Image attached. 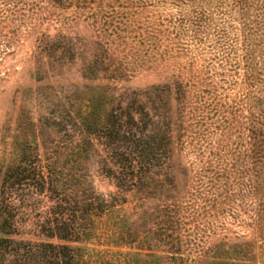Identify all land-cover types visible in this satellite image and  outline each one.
Instances as JSON below:
<instances>
[{"label": "rangeland", "instance_id": "obj_1", "mask_svg": "<svg viewBox=\"0 0 264 264\" xmlns=\"http://www.w3.org/2000/svg\"><path fill=\"white\" fill-rule=\"evenodd\" d=\"M62 2L0 0V202L4 177L21 184L2 206L18 238L47 241L55 200L93 192L113 209L88 233L91 264L152 236L181 237L187 264H264V0ZM141 105L173 134L170 159L164 135L122 174L93 132L76 161L84 119L129 123Z\"/></svg>", "mask_w": 264, "mask_h": 264}, {"label": "trees", "instance_id": "obj_2", "mask_svg": "<svg viewBox=\"0 0 264 264\" xmlns=\"http://www.w3.org/2000/svg\"><path fill=\"white\" fill-rule=\"evenodd\" d=\"M51 1L57 5L63 3L62 0ZM128 117L129 123H122L105 109L98 117L84 119L79 128V139L74 147L73 155L76 161L85 158L89 135L98 132L108 142L109 149L113 152L111 155L119 160L117 167L122 174L136 164V161L140 168L143 164L152 163L163 145L161 138L165 134L162 128L154 122L148 109L142 105L135 112L128 114ZM168 133L167 136L165 135V143L167 142L166 146L170 148L173 145V134L170 131ZM122 140L127 143L125 149L123 146L122 148L117 146ZM168 148L165 150V155L170 159L173 150ZM131 158L135 160L129 161ZM138 166H134L136 170L139 169ZM8 183L9 180L4 177L1 183L2 201L0 202V264H91L90 252H96L86 247L88 233L97 220L111 213L112 206L107 205L102 197L96 196L93 192L89 198L59 196L55 200V207L50 211L47 229L42 232L47 241H23L18 238L19 235L15 231L13 215L2 209L6 202L5 197L14 189L12 185L21 187V184H10L7 187ZM51 183L45 182L42 178L41 191L50 190L55 195L57 192L65 191L66 184H62L63 182L57 180L56 184ZM169 224L175 233L180 232L177 225ZM176 237L175 241H172L173 244L152 236L149 243L151 246L147 248H134L131 244L121 246V243H116L114 247L101 252L113 259L112 264H187V258L184 257L188 251L187 244L181 237ZM51 240L61 244H53ZM117 240L123 241L124 238L118 236ZM122 247H125L126 252L121 251ZM201 263V260L193 262V264Z\"/></svg>", "mask_w": 264, "mask_h": 264}]
</instances>
